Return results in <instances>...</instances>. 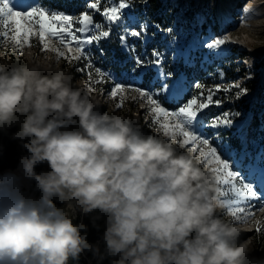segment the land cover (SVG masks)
Instances as JSON below:
<instances>
[{
    "label": "clouds",
    "instance_id": "1",
    "mask_svg": "<svg viewBox=\"0 0 264 264\" xmlns=\"http://www.w3.org/2000/svg\"><path fill=\"white\" fill-rule=\"evenodd\" d=\"M101 107L53 51L0 53V158L5 138L20 150L0 170V264H264L243 235L257 219L225 209L198 149Z\"/></svg>",
    "mask_w": 264,
    "mask_h": 264
},
{
    "label": "rangeland",
    "instance_id": "2",
    "mask_svg": "<svg viewBox=\"0 0 264 264\" xmlns=\"http://www.w3.org/2000/svg\"><path fill=\"white\" fill-rule=\"evenodd\" d=\"M13 3L17 9L45 6L79 18L86 10L88 0H13ZM106 4L107 0H101L100 12L90 11L94 23L101 25L105 23V18L101 13ZM132 4L131 14L137 17L139 23L148 25L147 43L132 37L128 38L127 43L135 48V54L142 55L146 51L151 57L153 48L160 51L165 58L163 67L166 72L178 71L183 73L191 85L200 83L203 86L204 95L202 97L198 95V102L206 100L209 91L214 92L212 100L220 99L222 103L220 105L209 104V107L203 110L208 113L209 119L225 111L238 112L240 115L234 118L231 128H205V133L212 145L227 143L238 151L246 148L250 156L259 162L264 157V0H132ZM245 7L256 9L259 14L247 24L242 25L240 17ZM128 12L129 10L126 9L125 13ZM122 23L124 25L129 23L127 15ZM30 26L33 27L34 34L26 43L22 42L20 45H16L11 40L12 33L8 29L9 35L0 37V53L18 54L27 48L41 51L43 45L39 43L38 26L35 24ZM169 28L172 29L171 33L161 31ZM2 31L4 29H0V32ZM122 33L123 29L119 25H113L109 38L101 39L98 44L93 43L85 49L90 52L96 67L111 72L114 77H119L124 72L130 73L134 66L133 53L127 51L120 43L119 37ZM225 34L238 41V43L228 45L232 49L228 58L219 57L213 50L202 46L212 36ZM173 37L176 44L170 47L169 44ZM52 47L67 54V48L61 47L54 38L50 39V49ZM177 47H180L186 54L185 59L178 61L173 59ZM53 54L56 55L55 52ZM71 55H76L75 50ZM60 59L63 66L70 69L76 80L84 79L92 85L101 100V110L107 109L109 104L116 108L117 113L126 109L129 117L137 119L145 132H150L153 128H161L160 125L165 122L163 117H158L159 122L153 125L152 120L156 114L150 113V106L144 100L139 99L137 93H125L126 98L121 102L119 95L116 98L110 96L113 81H106L102 84H93L89 81L87 70H79L84 67L83 60L69 61L64 57ZM216 59L218 63L212 68V63ZM218 64L223 65L219 68ZM237 67L240 68L239 72L236 71ZM218 72L224 73L223 79L217 75ZM134 75L139 76L137 86L145 89L158 87L157 72L154 67L140 69ZM233 82L239 83L241 88H247V92L237 98L238 89L231 88ZM217 85L221 89L231 88V90L215 92ZM200 91L193 87L178 102L167 100L165 97H161L160 102L164 108L174 111L186 103L192 93L198 94ZM134 96L137 97L136 100L132 99ZM105 99L108 101L107 104L103 103ZM117 104H120V107H117ZM254 120L255 123H253ZM167 122L173 123L172 120ZM209 167H215V165H209ZM232 170L235 171V169ZM252 217H255L258 222L243 235L253 237V242L260 247L264 244V214L258 211ZM70 264L73 262L70 261ZM80 264H87L84 257L81 258Z\"/></svg>",
    "mask_w": 264,
    "mask_h": 264
},
{
    "label": "snow or ice",
    "instance_id": "3",
    "mask_svg": "<svg viewBox=\"0 0 264 264\" xmlns=\"http://www.w3.org/2000/svg\"><path fill=\"white\" fill-rule=\"evenodd\" d=\"M133 7L132 0H107V4L101 13L105 18L103 25L96 24L93 21L90 11L100 12L101 0H88L84 13L79 17H74L67 12H61L58 9L45 6H32L30 9H17L13 0H0V37L8 36V29L11 30V40L16 45L27 42L34 34L31 24L38 26L39 43L43 45L41 51L51 50L56 53L58 58L83 60L84 67L80 71L87 70L88 80L93 84H102L106 81H113L110 96L121 97V102L126 98L125 93L135 92L139 99L144 100L150 106V113H155L153 125L157 124L158 117L164 118V123L160 125L165 134H177L183 137L186 146H192L202 155L203 160L215 173L220 190V199L224 203L225 209L231 212L237 219L247 221L255 212L264 209V157L257 162L250 156L246 148L241 150L234 149L230 144L219 143L212 145L210 138L205 133V128L219 129L231 128L234 118L239 116L238 112H222L219 115L209 119L208 113L204 109L209 104L220 105L222 101L212 100V91H209L206 100L198 102V95L203 96V86L200 83L191 85L183 73L165 71L163 65L165 58L157 49L153 48L151 57L145 51L142 55L135 54V48L128 45L129 37L143 40L147 43L148 25L141 24L137 17L131 14ZM129 10L126 14L125 10ZM259 14L256 9L245 7L240 17L242 25L247 24L250 20ZM127 18L129 23L124 25L122 22ZM119 25L123 29L120 35V43L125 49L133 53L132 59L134 66L130 73L124 72L119 77H114L111 72L96 67L90 55L85 51L93 43L98 44L101 39L109 38L112 34V26ZM159 29V25L156 26ZM161 31L172 32V29ZM155 35V34H153ZM55 39L61 47L67 48V54L56 47L50 49V39ZM238 43L228 37L212 36L203 43V47L213 50L219 57L228 58L232 49L230 44ZM176 44L173 37L169 46ZM75 50L76 55H71ZM103 53V49H101ZM186 54L177 47L173 59L178 61L185 59ZM154 67L157 72L158 87L145 89L137 86L139 76L134 75L140 69ZM239 72L240 68L237 67ZM217 75L223 79L224 73L218 72ZM94 76L96 77L94 79ZM201 90L198 94L192 93L191 98L186 103L178 107L177 110L169 111L161 105L160 98L165 97L167 100L179 101L182 96L190 92L192 88ZM231 88L238 89L237 98L247 92V88H241L240 84L233 82ZM231 88L221 89L216 86L215 92H228ZM136 100L137 97L132 98ZM120 107V104H117ZM172 120L173 123L167 121ZM219 137V133L216 134ZM232 169H235L233 171ZM223 174V175H221ZM258 189V190H257Z\"/></svg>",
    "mask_w": 264,
    "mask_h": 264
},
{
    "label": "trees",
    "instance_id": "4",
    "mask_svg": "<svg viewBox=\"0 0 264 264\" xmlns=\"http://www.w3.org/2000/svg\"><path fill=\"white\" fill-rule=\"evenodd\" d=\"M200 75L202 76V74ZM253 123H255V120ZM12 131H15V129H12ZM3 143L5 144V153L3 157L0 158V170L15 168L18 163V157L20 155V150L18 149L17 143L14 141H10L7 138L4 139ZM44 166L45 165L38 166L37 171L42 170ZM84 222L87 224L88 219L85 218ZM95 239H96V233L95 231H91L89 235V240L94 241Z\"/></svg>",
    "mask_w": 264,
    "mask_h": 264
},
{
    "label": "bare ground",
    "instance_id": "5",
    "mask_svg": "<svg viewBox=\"0 0 264 264\" xmlns=\"http://www.w3.org/2000/svg\"><path fill=\"white\" fill-rule=\"evenodd\" d=\"M176 8H178V7H176ZM216 58H218V57H216ZM155 84H157V82H155ZM183 99V97L182 98H180V100H182ZM246 135V134H245ZM9 169V168H8ZM12 169H14V168H12Z\"/></svg>",
    "mask_w": 264,
    "mask_h": 264
}]
</instances>
